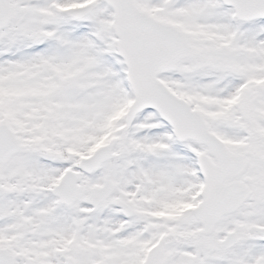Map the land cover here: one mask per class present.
I'll use <instances>...</instances> for the list:
<instances>
[{"label": "snow or ice", "instance_id": "1", "mask_svg": "<svg viewBox=\"0 0 264 264\" xmlns=\"http://www.w3.org/2000/svg\"><path fill=\"white\" fill-rule=\"evenodd\" d=\"M0 264H264V0H0Z\"/></svg>", "mask_w": 264, "mask_h": 264}]
</instances>
